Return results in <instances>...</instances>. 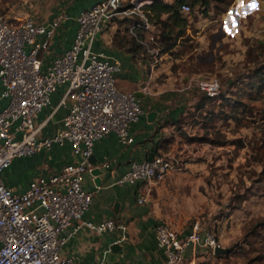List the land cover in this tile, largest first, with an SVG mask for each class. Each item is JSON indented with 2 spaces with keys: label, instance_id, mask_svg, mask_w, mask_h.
I'll return each mask as SVG.
<instances>
[{
  "label": "built area",
  "instance_id": "built-area-1",
  "mask_svg": "<svg viewBox=\"0 0 264 264\" xmlns=\"http://www.w3.org/2000/svg\"><path fill=\"white\" fill-rule=\"evenodd\" d=\"M154 1L130 0L128 5L127 0H99L82 10L75 16L77 28L71 46L48 64L54 37L69 19L68 14L40 23L0 13V82L4 87L0 101L8 100L0 110V264H79L64 256L63 250L69 236L84 227L99 235L120 231L125 239L128 224L121 218L97 223L84 219L94 197L83 187L84 175L93 169L87 162L97 141L112 133L124 145L135 141L131 128L145 109L136 92L123 90L118 84L122 61L95 50L94 45L118 19L128 17L129 35L150 56V75L139 91L151 94L152 75L166 53L158 25L151 19L154 14L148 9ZM180 10L184 16L192 13L189 3H183ZM61 85L66 86L61 105L70 103L69 112L57 133L43 137L38 117ZM185 88H197L216 99L223 86L217 76H191ZM66 144L82 161L34 178L23 193L5 184L2 173L16 158ZM103 166L110 167V162ZM182 169L179 158L159 152L152 159L133 161L116 184L137 185V202L143 205L152 200L155 183ZM72 227V233L66 235ZM155 232L165 254L161 264H184L189 249V264H194L201 249L215 253L221 247L215 231L202 229L199 223L182 234L162 221Z\"/></svg>",
  "mask_w": 264,
  "mask_h": 264
},
{
  "label": "crops",
  "instance_id": "crops-1",
  "mask_svg": "<svg viewBox=\"0 0 264 264\" xmlns=\"http://www.w3.org/2000/svg\"><path fill=\"white\" fill-rule=\"evenodd\" d=\"M98 1L76 0L73 2L66 11L69 19L59 28L54 37L52 53L46 59V64L55 55L63 53L71 46L77 28L75 16ZM233 5L235 6L228 7L219 15L222 19L221 25L225 20L224 28L228 31H232L230 28L233 23L237 28L246 18L244 10L239 11L238 9L239 1ZM186 17L188 18V16ZM193 21L190 22L187 32L191 31ZM203 22L196 20V28H202ZM123 25L116 23L99 35L94 48L97 51L104 50L110 56L122 61L123 70L118 76V84L123 90L138 93L150 75V56L137 45L134 47H131L130 44L123 46L114 42L115 32ZM201 33L200 30L198 35ZM192 36L194 35L192 34ZM181 38L183 39L185 36H181ZM171 57L166 52L163 63L153 73L151 94L140 96L145 114L139 122L132 125L131 133L134 135L135 141L130 145H124L119 141L117 135L112 133L95 144L91 162L96 160V164H92V168L100 167L104 173L98 176L101 179V186L97 185V176L93 175L91 171H87L84 175V189L94 193L93 201L84 214V219L97 223L109 218H121L128 224V230L125 239H123L120 231L99 235L84 227L70 235L73 227L69 228L66 235L70 236L65 244L63 254L79 264L163 263L165 254L158 245L155 227L159 222H162L166 215L163 210H160L159 204H166L165 199L175 187H178V182H175L177 175L173 174L164 181L155 183L152 186L153 201L143 205L137 202L138 186L129 183L119 185L116 184L117 179L128 171L133 161L144 160L159 152L177 156L185 169L189 168L196 174L198 170L207 166L211 153L226 146L225 143L209 139L212 129L208 126L214 120L212 109L209 106L213 100L204 98L197 88H185L187 80L191 76H213L206 75L210 72L201 70L206 59H202L200 56L196 57L199 60L198 65L201 67L199 72L191 73L189 71L187 73L185 71L188 70H182L175 76L170 67V64H173ZM165 75L168 78H165ZM3 88V84L0 82V95ZM65 91V85L59 86L52 94L51 103L42 110L38 117L37 121L42 125L43 137L53 136L63 126V120L70 107V103L66 106L61 105ZM194 93H198L200 97ZM7 101L6 98L0 101V110L7 104ZM190 109L196 110L193 115L190 113ZM153 111L158 114L156 119L151 121L148 115ZM203 134H208V137H204ZM76 161H82V157L74 155L70 144L54 145L52 150H43L33 156L16 158L3 171L2 177L8 187L23 193L29 189L34 178L41 175L48 176L52 172L59 171L64 165ZM108 161L110 167H104L103 163ZM153 193L156 197L153 196ZM204 251L201 249L197 258ZM191 254L192 250L189 249L187 251L188 260H191Z\"/></svg>",
  "mask_w": 264,
  "mask_h": 264
},
{
  "label": "rangeland",
  "instance_id": "rangeland-1",
  "mask_svg": "<svg viewBox=\"0 0 264 264\" xmlns=\"http://www.w3.org/2000/svg\"><path fill=\"white\" fill-rule=\"evenodd\" d=\"M74 1L0 0V13L48 23L66 13ZM236 1L246 18L228 31L219 15ZM200 7L192 5L185 27L169 21L155 23L165 33L163 47L172 56L173 75L182 70L199 72L196 57L200 56L206 59L201 70L220 78L226 97L210 102L214 120L208 126L212 129L209 139L226 146L211 153L207 166L196 174L183 165L169 175H177L178 187L165 199L166 204H159L166 213L162 221L182 234L199 223L202 229L214 230L220 246L228 249L220 255L204 249L194 264H264V85H252L248 78L264 55V1L213 0L208 16ZM196 20H204L202 28H196ZM128 25L125 22L115 32L114 42L134 47ZM181 31L183 39L178 36ZM195 111L190 109L192 115Z\"/></svg>",
  "mask_w": 264,
  "mask_h": 264
},
{
  "label": "trees",
  "instance_id": "trees-1",
  "mask_svg": "<svg viewBox=\"0 0 264 264\" xmlns=\"http://www.w3.org/2000/svg\"><path fill=\"white\" fill-rule=\"evenodd\" d=\"M213 0H190L191 4L193 6H201L200 9L202 10V13L206 16L209 14V9L211 8ZM183 3H187L186 0H156L153 2L152 5L148 6V9L151 10V12L154 14L151 16V19L156 23H162L167 24V21L174 24V26H186L188 19L186 16L183 15L180 8ZM191 5V7H192ZM225 10V9H224ZM222 10V11H224ZM193 11V8H192ZM221 11V12H222ZM220 12V13H221ZM191 15V14H190ZM165 18V19H163ZM125 22L130 23V19L128 17L118 19L117 23L124 24ZM158 25V24H157ZM157 33H159L163 39V34H165L162 29L158 26ZM178 35L179 37L183 35V31H181ZM134 44L135 41L133 40ZM138 46V45H137ZM140 47V46H139ZM165 52V51H164ZM167 52V51H166ZM261 62L257 67H255L254 71H252L248 78L252 79L251 84L252 85H264V55L260 57L259 59ZM204 95V94H203ZM204 98L207 97L206 95L203 96ZM226 97V91L225 89H222L221 95L219 98H209L210 100L217 101L218 99H223Z\"/></svg>",
  "mask_w": 264,
  "mask_h": 264
},
{
  "label": "water",
  "instance_id": "water-1",
  "mask_svg": "<svg viewBox=\"0 0 264 264\" xmlns=\"http://www.w3.org/2000/svg\"><path fill=\"white\" fill-rule=\"evenodd\" d=\"M137 95L138 96H141L142 95V93L141 92H138L137 93ZM157 112L156 111H153V112H151L149 115H148V117H149V119L151 120V121H154L155 119H156V117H157ZM153 158V154L149 157V159H152ZM92 164H96V160L95 161H92L91 162V159L87 162V165L88 166H90V165H92ZM92 174L93 175H95V176H97V179H96V182H97V185L98 186H101V179L98 177V176H100V175H102L104 172H103V170L100 168V167H95V168H93L92 169ZM228 252V249H225V248H222V247H218L217 249H216V254H218V255H220V254H222V253H227Z\"/></svg>",
  "mask_w": 264,
  "mask_h": 264
},
{
  "label": "snow or ice",
  "instance_id": "snow-or-ice-1",
  "mask_svg": "<svg viewBox=\"0 0 264 264\" xmlns=\"http://www.w3.org/2000/svg\"><path fill=\"white\" fill-rule=\"evenodd\" d=\"M252 7L254 8V7H255V5L253 4V5H252Z\"/></svg>",
  "mask_w": 264,
  "mask_h": 264
}]
</instances>
